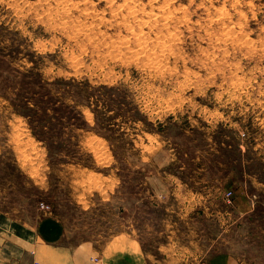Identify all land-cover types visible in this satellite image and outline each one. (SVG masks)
<instances>
[{
  "label": "rangeland",
  "instance_id": "rangeland-1",
  "mask_svg": "<svg viewBox=\"0 0 264 264\" xmlns=\"http://www.w3.org/2000/svg\"><path fill=\"white\" fill-rule=\"evenodd\" d=\"M0 197L139 264H264V0H0Z\"/></svg>",
  "mask_w": 264,
  "mask_h": 264
},
{
  "label": "crops",
  "instance_id": "crops-1",
  "mask_svg": "<svg viewBox=\"0 0 264 264\" xmlns=\"http://www.w3.org/2000/svg\"><path fill=\"white\" fill-rule=\"evenodd\" d=\"M131 234H118L96 246L91 240L66 241L64 223L44 212L24 219L2 208L0 197V264H139V249ZM206 264H240L228 253L212 256Z\"/></svg>",
  "mask_w": 264,
  "mask_h": 264
},
{
  "label": "trees",
  "instance_id": "trees-1",
  "mask_svg": "<svg viewBox=\"0 0 264 264\" xmlns=\"http://www.w3.org/2000/svg\"><path fill=\"white\" fill-rule=\"evenodd\" d=\"M50 103L49 101L42 102L40 105V112L30 106L25 107L21 112L29 116L30 126L35 131L36 136L44 141L51 154H55L61 152L60 150H62L65 145H68L67 148L69 149V142L62 138L63 133H57V137H53L52 133L54 131H50L49 128H56V126L63 127L70 111L66 110L63 106H58V108L55 109V118H53V114L48 111ZM33 112L34 117L31 116Z\"/></svg>",
  "mask_w": 264,
  "mask_h": 264
},
{
  "label": "bare ground",
  "instance_id": "bare-ground-1",
  "mask_svg": "<svg viewBox=\"0 0 264 264\" xmlns=\"http://www.w3.org/2000/svg\"><path fill=\"white\" fill-rule=\"evenodd\" d=\"M69 1H70V0H69ZM118 9H119V8H118ZM124 14H125V13H124ZM115 15H116V14H115ZM127 15H129V14H127ZM131 16H132L133 19H136V18L138 17V16H135L134 13H131ZM126 18H127V17H126ZM143 18H144V17H143ZM168 18H169V17H168ZM157 19H158V18H157ZM161 19H162V18H161ZM126 20H127V19H126ZM156 21H157V20H156ZM130 22H131V21H130ZM139 23H140V22H139ZM144 23H145V22H144ZM144 23H143V24H144ZM132 25H133V23H132ZM226 25H227V24H226ZM130 26H131V25H130ZM133 26H134V25H133ZM131 28H132V27H131ZM226 28H227V27H226ZM138 29H139V28H138ZM141 29H142V28H141ZM133 30H134V29H133ZM135 30H137V29H135ZM172 31H173V30H172ZM157 32H158V31H157ZM229 33H230V32H229ZM229 33H227V34H229ZM232 33H233V32H232ZM144 35H145V34H144ZM212 35H213V34H212ZM231 36H232V35H231ZM171 38H172V37H171ZM129 39H130V38H129ZM157 39H158V38H157ZM176 40H177V39H176ZM168 41H169V40H168ZM126 42H127V41H126ZM145 42H146V41H145ZM158 42H159V41H158ZM146 43H147V42H146ZM164 43L167 44L165 41H164ZM242 43H243V42H242ZM142 44H143V43H142ZM174 45H175V44H174ZM162 47H163V46H162ZM164 48H165V47H164ZM164 48H163V49H164ZM166 50H167V48H166ZM247 50H248V49H247ZM162 51H163V50H162ZM162 51H161V52H162ZM164 52H165V51H164ZM142 53H143V52H142ZM151 54H154V53H151ZM157 54H158V53H157ZM172 54H173V53H172ZM156 56H157V55H156ZM149 61H150V60H149ZM159 64H160V63H159ZM156 67H157V66H156ZM237 83H238V82H237ZM238 84H239V83H238Z\"/></svg>",
  "mask_w": 264,
  "mask_h": 264
},
{
  "label": "built area",
  "instance_id": "built-area-1",
  "mask_svg": "<svg viewBox=\"0 0 264 264\" xmlns=\"http://www.w3.org/2000/svg\"><path fill=\"white\" fill-rule=\"evenodd\" d=\"M41 207L44 209H48L49 206L45 205L44 203H41ZM35 264H40L39 262H35Z\"/></svg>",
  "mask_w": 264,
  "mask_h": 264
}]
</instances>
